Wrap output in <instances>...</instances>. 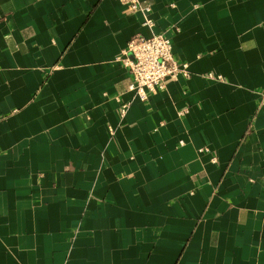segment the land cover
Returning <instances> with one entry per match:
<instances>
[{"label":"crops","instance_id":"0c3cea01","mask_svg":"<svg viewBox=\"0 0 264 264\" xmlns=\"http://www.w3.org/2000/svg\"><path fill=\"white\" fill-rule=\"evenodd\" d=\"M139 2L0 0V264H264V0Z\"/></svg>","mask_w":264,"mask_h":264},{"label":"built area","instance_id":"2783aa9c","mask_svg":"<svg viewBox=\"0 0 264 264\" xmlns=\"http://www.w3.org/2000/svg\"><path fill=\"white\" fill-rule=\"evenodd\" d=\"M118 1L130 12H151V8L143 6L139 0ZM147 24L152 25V21L148 20ZM120 61L132 77L129 91L143 102L148 100L150 95L165 90L168 82L177 80L179 76H190L188 65L177 60L172 40L165 34L134 36L122 52ZM209 77L212 78L211 75ZM128 105H122V113H125ZM182 114L183 112H180V115Z\"/></svg>","mask_w":264,"mask_h":264}]
</instances>
